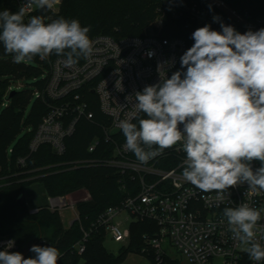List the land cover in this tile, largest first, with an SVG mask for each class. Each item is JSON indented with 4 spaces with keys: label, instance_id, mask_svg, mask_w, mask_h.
<instances>
[{
    "label": "built area",
    "instance_id": "obj_1",
    "mask_svg": "<svg viewBox=\"0 0 264 264\" xmlns=\"http://www.w3.org/2000/svg\"><path fill=\"white\" fill-rule=\"evenodd\" d=\"M63 1L60 0L50 11L60 12ZM18 2L26 10L25 22L31 16H38L40 9L35 5L29 6V0ZM157 13V18L149 26L157 29V33L123 38L96 36L92 39L91 56L83 58L81 64L67 66L64 57L53 60L46 57L50 66L46 91L43 94L35 92L34 95L47 105L48 112L34 131L30 153L48 146L54 154L63 156L67 150L66 140L76 133L80 121H95L92 100L89 99V95H94L100 113L109 123L100 124L102 136L93 139L88 153L101 156L73 161L69 163L70 169L109 168L122 177L121 189L129 195L119 205L107 208L87 229L82 228L83 239L77 245L78 254L85 252L90 235L96 231L106 232L114 243L122 245L130 242L131 224L149 221L158 230L153 236H144V239L154 251L158 264H166L167 247L176 249L187 264H257L243 251L244 245L234 239L223 210L241 203L264 209V193L256 194L247 184H240L230 188L221 202L216 199L215 191L204 193L185 180L182 175L185 153L176 150L179 144L165 149L147 163H141L125 148V138L116 125L133 111L126 96H134L145 86L160 81L158 66H163L161 75L166 73L168 77L177 70L183 71L180 57L194 43L191 34L197 28L208 24L213 30L220 31L222 22L244 33L264 28V21L253 20L249 13L232 9L223 0H170ZM167 14L186 24L188 33L184 37H163ZM214 16L220 18L219 22L213 21ZM119 83L123 91H117L116 84L119 86ZM12 90L9 88L7 96ZM45 94L51 99L50 103L46 101ZM3 106H8V100ZM114 130L117 133L113 134ZM26 132H32V129L26 128ZM19 163L24 165L25 159H20ZM253 166L258 167L259 162H254ZM47 208L59 213L72 211L74 216L70 225L80 221L77 203L70 197L49 196ZM36 211L38 209L33 212ZM258 225L264 227V212ZM9 241L14 242V246L8 250H18L13 238L1 237L0 251L5 250ZM260 242L264 245V240ZM36 245L53 246L47 240H40ZM60 258L58 264H61ZM79 264L86 263L81 260ZM259 264H264V261Z\"/></svg>",
    "mask_w": 264,
    "mask_h": 264
},
{
    "label": "clouds",
    "instance_id": "obj_2",
    "mask_svg": "<svg viewBox=\"0 0 264 264\" xmlns=\"http://www.w3.org/2000/svg\"><path fill=\"white\" fill-rule=\"evenodd\" d=\"M59 3L29 0L38 9L51 10ZM25 16L24 7L0 11V44L14 63L55 53L73 66L91 56L90 26L64 17L46 23L31 16L25 22ZM220 29L208 24L197 28L191 34L194 43L180 57L183 71L168 77L158 66L160 81L126 96L133 111L116 128L123 133L125 148L141 163L179 144L176 150L185 153V180L204 193L215 191L222 202L240 184L264 193V28L240 33L221 22ZM116 87L123 91L121 83ZM262 212L247 203L223 210L234 239L257 264L264 261V227L258 225ZM13 246L9 241L0 251V264H58L61 255L56 247L33 245L34 256L25 258L8 250Z\"/></svg>",
    "mask_w": 264,
    "mask_h": 264
},
{
    "label": "trees",
    "instance_id": "obj_3",
    "mask_svg": "<svg viewBox=\"0 0 264 264\" xmlns=\"http://www.w3.org/2000/svg\"><path fill=\"white\" fill-rule=\"evenodd\" d=\"M167 1L170 0H115L118 5L114 12L99 19L96 13L103 11H95L93 0H64L60 12L45 8L39 10L38 16L43 17L46 23L60 17L77 19L81 26H90L88 35L91 40L99 35L141 37L143 30L155 21L158 9L164 8ZM223 1L232 9L249 13L253 20L264 21V0ZM20 8L18 0H0V11L17 12ZM164 24L162 35L165 38L184 37L188 33L186 24L174 20L170 14L166 15ZM57 57L66 58L55 53L50 55L51 60ZM82 62L83 57L77 64ZM49 67V63L41 61L39 56L31 61L14 63L12 55L6 54L0 44V238H13L20 253L31 242L47 240L59 250L61 264H79L81 260L86 264H121L131 249L147 246L144 236H153L158 227L149 221L131 224L129 247L117 254L109 253L105 248L104 231H96L90 235L85 252L78 254L77 245L83 239L82 228L87 229L100 214L111 206L119 205L129 193L121 189L122 177L109 168L70 169L69 163L73 161L101 156L88 153L93 139L102 136L100 124L109 123L100 113L94 95H89V99L92 100L95 121H80L76 133L66 140L67 150L63 156L54 154L48 146L30 153L34 131L48 112V107L41 98H36L32 113L24 120L25 109L35 92L43 94L46 91ZM44 74L43 79L34 83V89L17 86L14 89L17 92L10 98V91L7 96L11 82L35 80ZM6 100L7 107L3 106ZM26 128H31L32 132H26ZM23 132L24 136H21ZM20 159H25L24 165L19 163ZM35 182L43 183L52 197L86 190L91 199L77 204L80 221L65 229L59 213L47 206L33 212L24 200V191ZM33 256L31 252L30 257ZM146 257L151 264H158L153 250ZM166 264L179 263L172 261Z\"/></svg>",
    "mask_w": 264,
    "mask_h": 264
},
{
    "label": "rangeland",
    "instance_id": "obj_4",
    "mask_svg": "<svg viewBox=\"0 0 264 264\" xmlns=\"http://www.w3.org/2000/svg\"><path fill=\"white\" fill-rule=\"evenodd\" d=\"M93 2H94L95 11H99V12L103 11V13H96V15L98 14V16H100L99 19H103L104 16H108L111 13H113L118 5L115 2V0H93ZM149 26H147L143 30V34L150 33V32L152 33L158 32L157 29L153 27H149ZM44 62L48 63V59L45 58ZM44 77H45V74L42 76L41 75L38 76L35 80L27 79V80H23L19 82L13 81L11 82V87L15 89L17 86H21L24 89H34L35 88L34 83L43 79ZM36 98L37 97L34 95L30 103L27 105L25 109L24 120H26L28 116L32 113ZM21 136H24V132L21 134ZM65 196L70 197L71 200L75 201L77 204L80 202H85V200L89 201L91 199L87 191L84 189H81L73 194L65 195ZM24 200L27 206L32 211L37 210L38 208L46 207L49 203V194L46 190L45 185L41 182H35L34 184L28 186L24 191ZM59 215L61 217L63 227L65 229H69L72 226L70 225V221L72 217L74 216L72 211L64 210L60 212ZM104 233L106 234V232ZM129 243L130 242H128L127 244L121 245V244L114 243L107 235L105 237V248L107 249L109 253H112V254H117V253L124 251L126 248L129 247ZM145 244H146V241H145ZM133 249H131V253L128 254L126 260L121 264H151L148 257H146V254L150 250H152L150 247L145 246L142 249H134V250ZM166 253L168 254V256L165 259V263H170L174 261L179 264H187L185 260L182 257H180L176 249L167 247Z\"/></svg>",
    "mask_w": 264,
    "mask_h": 264
},
{
    "label": "water",
    "instance_id": "obj_5",
    "mask_svg": "<svg viewBox=\"0 0 264 264\" xmlns=\"http://www.w3.org/2000/svg\"><path fill=\"white\" fill-rule=\"evenodd\" d=\"M16 92H17L16 90H12V92H11V94H10L9 97L11 98ZM44 96H45L46 101H47L48 103H50V102H51V99L48 97V95L45 94ZM112 133H113V134L117 133V130H114ZM33 245H36V242H31V243H29V244L23 249V253H22V254H23V256H24L25 258H29V257H30V255H31L30 248H31Z\"/></svg>",
    "mask_w": 264,
    "mask_h": 264
}]
</instances>
